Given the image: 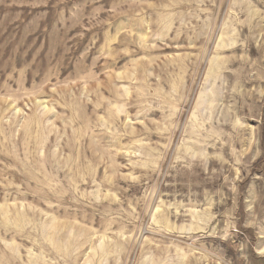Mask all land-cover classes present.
Masks as SVG:
<instances>
[{
  "label": "rangeland",
  "instance_id": "rangeland-1",
  "mask_svg": "<svg viewBox=\"0 0 264 264\" xmlns=\"http://www.w3.org/2000/svg\"><path fill=\"white\" fill-rule=\"evenodd\" d=\"M0 264H264V0H0Z\"/></svg>",
  "mask_w": 264,
  "mask_h": 264
}]
</instances>
